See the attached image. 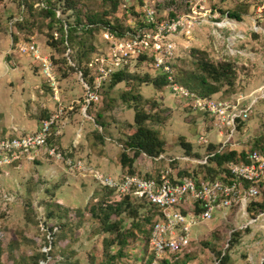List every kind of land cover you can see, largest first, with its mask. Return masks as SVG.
<instances>
[{"label":"rangeland","instance_id":"obj_1","mask_svg":"<svg viewBox=\"0 0 264 264\" xmlns=\"http://www.w3.org/2000/svg\"><path fill=\"white\" fill-rule=\"evenodd\" d=\"M53 1L56 5H61L64 13L63 18L76 25L88 21V17L91 16L99 23L100 19L113 20V2H118L116 13L118 16L122 13L123 20L129 19L130 14L133 16L142 4V0ZM149 3L161 14L166 11L180 12L186 9L185 0H149ZM206 4L216 9L220 14L227 12L230 16V12L242 15L243 24L238 25V28L242 29L244 38L235 40L233 53L228 50V41L225 39L230 36V32L224 29L222 30L223 37L220 38L216 37L217 32L208 25L196 29L190 39L176 38L178 43L187 45V47H178L179 57L176 59L178 76L185 79L190 74L201 73L197 63L199 58L204 57L214 63L229 62L234 69L230 84H227L228 80L226 79L216 82L219 90L215 97H236L239 93L247 94L263 86L264 33L263 30L253 33L250 29L252 13L249 7L239 5L237 0H206ZM18 15L22 17L21 20L15 22L21 33L20 37L24 39L32 37L31 39L42 49L41 46L44 44L42 39L47 42L53 26L52 29L48 28L47 15L40 6V0H0V19L7 22L10 18ZM262 27L264 28V25ZM103 32L100 24L90 30L80 28L72 31V56L77 66H82L84 61L96 52L107 49ZM51 43L53 48L48 49L45 54L51 55L58 75L65 76L67 82L76 85L78 94H75V97L79 99L82 86L78 76L74 68L65 64L60 44ZM193 49L196 51L193 52ZM236 50L239 52H235ZM24 58H26L25 55L16 52L11 55L13 61H20ZM35 71L38 70L35 68ZM146 71L151 76L155 75L151 70L135 69V72L140 75ZM134 82L135 85L138 84L137 80ZM109 83L104 86L102 100L92 105L88 113L93 114L95 118L97 113L105 114L103 119L111 123L109 130L112 137V140L106 141V143L113 147V145H117L116 140L120 136L119 130L122 123L125 125L128 120H132L133 110L131 109L130 114L128 101H124L122 98V93L127 90L125 83L116 87L113 92L111 89L109 90ZM137 90V88H132L129 93L135 94ZM140 91L144 96L141 99L154 101L158 105L157 110L155 109L158 112L157 120L149 121L147 125L157 129L161 138L164 139L165 156L171 158L188 155L180 145V140H184L191 144L189 156L196 155L198 158H202L208 151L207 146L197 144L196 139L200 130L204 129L207 139L211 143V138L208 135L213 128L209 117L203 112L192 111L186 101L173 97L167 87H162L156 92L151 85L143 83L140 86ZM20 102L18 92L14 89L13 96L6 106L7 111H13L14 115L18 113V110L21 111L23 107ZM16 121H19V118ZM80 121L81 123H78L75 129H68V139L71 142L77 129L80 128V137L82 138L84 127L88 123H92V120L82 116H80ZM112 121L114 122L112 123ZM201 125L202 127H200ZM241 128L242 131L248 128V135H241L245 133L238 132ZM78 145H81V142ZM212 145L218 146L216 142ZM263 145L264 96L259 98L253 106L248 120L234 132L226 144L225 150H234L232 147H236L238 152L249 151ZM82 152V155L86 154L84 153L86 151ZM88 158L91 160V155ZM50 162L55 161L43 159L42 162H25L20 166L11 165L0 168V264H41L38 259L46 239L45 231L40 227L41 222L46 228L51 224L60 225V229L55 232V240L51 249L52 256L46 261V264H110L108 257L113 254H116V257L112 264H149L152 256L147 234L150 222L145 220L148 215L147 205L134 200L130 204L131 211L128 210L130 214L122 213L120 224L115 217L109 220L110 224L118 223L115 227L116 230L130 237L129 241L123 245L121 252L117 254L118 244L111 240L115 238L117 232L107 230L108 225L92 218L83 208L76 211V216H68L67 211L57 209L55 204H52L54 202L49 200L47 197V168L48 165L50 166L48 164ZM208 163L201 166L175 161L169 166L173 169V176L177 174L176 169L179 171L185 169L197 178H204L205 175L213 177L221 171V167H216L212 161L208 160ZM138 165L141 168L137 173L145 176L147 172L158 171L168 163L164 160L155 161L142 157ZM48 179V181H54L53 178ZM92 183L99 188L94 181ZM65 188L69 187L65 186ZM70 189L73 190V188ZM78 190L74 189L76 197L84 199L81 190ZM5 192L11 193L14 200L4 201L2 194ZM63 203L68 204V201L63 199ZM127 207L129 208V205ZM138 207H140L139 213L136 210ZM121 221H123L122 224ZM135 221L142 223L139 230L137 228L132 230L129 226ZM190 237L189 247L176 259L169 255L165 258L167 261L169 260L168 263L162 260L160 264H217L222 257L226 258V264H261L264 260V189L260 197L245 208H230L225 212H215L211 219L200 221L191 228Z\"/></svg>","mask_w":264,"mask_h":264},{"label":"built area","instance_id":"obj_2","mask_svg":"<svg viewBox=\"0 0 264 264\" xmlns=\"http://www.w3.org/2000/svg\"><path fill=\"white\" fill-rule=\"evenodd\" d=\"M237 2L248 4L252 13L250 29L253 33L261 30L264 33V0ZM40 5L44 6V3L40 2ZM136 11L139 17L128 19L130 30L126 29L120 35L103 32L107 49L91 57L86 64V72L76 70L83 94L68 104L60 98L58 78L50 55L45 54L33 39L20 38L11 43L7 53L10 56L13 52L28 56L36 63L56 104L47 116L40 119L36 130L0 136V168L49 159L62 163L69 172L88 175L101 189L110 192L109 201L129 197L154 205L157 215L151 226L148 244L151 264H160L169 255L176 259L189 247L190 231L194 225L211 219L217 211L245 208L260 197L264 189V145L247 151L244 160L228 162L226 170L214 179L180 176L178 169L176 176H173L169 164L175 161L192 165L207 164L215 153L225 151L234 132L248 120L253 106L264 96V85L247 94L219 98L201 96L177 79L178 47L187 45L178 43L176 38L190 39L194 31L204 25L213 28L217 32L216 37L220 38L223 37L224 29L230 32V36L225 39L228 41V50L233 53L235 40L244 38L242 29L238 28L243 24L242 20L231 18L227 12L218 13L206 4V0H186V9L176 12L173 17H169L168 11L159 13L149 0H142ZM56 16L63 17L59 9L56 10ZM137 18L140 22L136 21ZM21 19L19 15L12 17L8 25L13 26ZM63 28L66 29V24ZM53 34L57 36L56 32ZM70 52V48H67L64 56L68 64L74 66ZM137 68L151 70L154 76H161L175 98L186 101L192 111L203 112L209 117L211 127L224 137L218 141L214 151H207L202 158L189 155L169 158L160 153L152 159L167 161L168 165L161 167L154 177L139 174L113 176L77 156L70 148L55 142L63 134L69 112L75 106H78L82 117L93 121L88 110L100 102L104 86L113 75L119 71L135 72ZM78 135L76 132L72 146H75ZM197 142L209 145L204 129L198 135ZM2 197L6 202L14 200L9 192L3 193ZM40 227L45 231L47 239L41 251L48 254L53 245V232L57 228L53 227L50 231L42 222ZM49 258L40 263L46 264Z\"/></svg>","mask_w":264,"mask_h":264},{"label":"crops","instance_id":"obj_3","mask_svg":"<svg viewBox=\"0 0 264 264\" xmlns=\"http://www.w3.org/2000/svg\"><path fill=\"white\" fill-rule=\"evenodd\" d=\"M20 36L21 33L19 29H17L15 26H9L8 21L6 22L5 20L0 19V136L9 133L31 132L36 130L39 125L40 119L47 116L53 110L56 104L55 100L51 96V90L45 83V80L40 74L39 67H37L36 63L27 56H25L26 58L20 61H13L10 54L7 53L11 43L14 42L16 38H21ZM42 40L44 41V44H42L41 46L42 50L46 52L48 49H51L47 45L46 41L44 39ZM34 67L38 71H35ZM54 68L56 76L58 78L59 95L61 100L66 104L76 100L77 98L75 97V94H78L76 85H74V83L72 82H67L65 76L60 77L55 65ZM134 81V79L123 80L117 82L113 86H110V81L109 90L111 89V91L113 92L116 87L125 83V87L127 88V90L122 93L123 99L124 96L128 94L132 88H137L138 90L135 94H139L141 98H144L142 91H140V86L143 83L137 82L138 84L135 85L134 83L136 82ZM146 84L152 86V84L150 83ZM14 89L18 92L19 100L21 101L20 105L23 107L21 111L18 110V113H16L17 115H14L13 111H7L6 108L10 98H12L13 96ZM153 89L157 92V90H160L161 88L156 89L153 87ZM82 94L83 90L78 98H80ZM127 103L130 114L131 109L133 110L134 118V109L131 107V102ZM80 116L82 115L79 112L78 106L74 107V110L69 112L67 124L64 127L63 134L57 137L55 142L64 148H70L73 153H76L77 156L80 155V157H84L107 174L118 176L127 173V169L121 165L120 157L123 150L122 143L125 140L127 134L130 133V130L127 127L125 128V126L128 123H133L132 114V120H128L125 125L122 123L121 129L119 130L120 136L116 140L117 145H113L114 148L106 143V141H111L112 137L109 130L111 123H109V121H107L106 119V121L103 119V117H105L104 113H101V117L98 119L100 121L98 123H100L99 125H101V127L97 126L96 122L94 121H92L91 124L88 123L84 127L82 138L80 137V128L77 129L76 132L79 133V135L75 140V146H72V142L68 139V129L73 130L76 128V125L78 123H81ZM17 118H19V121H16ZM113 122L114 121H112V123ZM200 127H202V125ZM238 132H245L241 135L246 136L248 135V128L245 129V131H242L241 128ZM208 136H210L211 138V143L209 144H214L215 142L216 144H218V141L224 138L223 136L219 135L214 129L210 131ZM80 138L81 141H79ZM74 139L75 136L73 140ZM80 142L81 145H78ZM196 143L199 144L197 142V139ZM232 145L234 144L232 143ZM84 148L85 150H83ZM165 149L166 147L164 145V152H162V154L165 153ZM232 149L237 150L236 147H232ZM82 151H86L84 152L86 154L82 155ZM87 155L89 157L91 155V160H89ZM142 157L147 156L141 154L133 162L135 173H137L141 168L139 167L138 163ZM36 162L42 161L37 160ZM48 164H50V166L48 165L47 168V197L50 201L59 203L63 207L75 209V211H77L79 208L85 209L84 206L87 207V205L89 206L90 204L95 203L97 200L102 199V197H108V191L101 189L100 187H96L94 183H92L93 180L88 175L69 172L60 162H50ZM157 172L158 171L154 170L153 172L150 171L146 174L154 177L157 175ZM48 178H53L54 181H48ZM65 186H68L69 188H65ZM70 188H73V190H71ZM74 189H80L84 199L82 197L77 198L74 193ZM63 199H65L66 202L68 201V204H64Z\"/></svg>","mask_w":264,"mask_h":264},{"label":"trees","instance_id":"obj_4","mask_svg":"<svg viewBox=\"0 0 264 264\" xmlns=\"http://www.w3.org/2000/svg\"><path fill=\"white\" fill-rule=\"evenodd\" d=\"M40 2L44 3V6H41V5L40 6L42 9H44L45 14L47 15V19H48V23H49L47 25L48 28L52 29V26H53V29H52L51 33H49V36H48L49 42L47 40L46 43L50 48L52 47L51 42L60 44V46L63 49L62 55H63V59L65 61V64L68 65L69 67L74 68L75 72L77 69H81L84 72H86L85 67H86L87 62L91 59V57L88 60L84 61V64L80 67L77 66L76 63L73 61V56H72L73 51H72V46H71L72 31L78 30L80 28H85V29L90 30L91 28L97 27V25H99V24L101 25L103 31H109L110 33H116L119 35L121 33H123L124 30H126V29L130 30L131 29V26L128 24V19L123 20L122 19L123 14L121 13L118 16V13H116L118 2H113V4H112V6H113L112 7V13L115 15V16L113 15V20H111L109 18L100 19V23H99L98 21H96V19L93 16H91V17H88V21L82 22L81 24L78 23L80 26L78 24L77 25L71 24L69 21H67L63 17L58 18L56 16V10L59 9L61 11V14L63 15L64 14L63 9H62L61 5H58V4L56 5L55 3H53L54 2L53 0H46V1L40 0ZM185 5H186V0H185ZM239 5L248 6V4H245L242 2L239 3ZM168 12H169V17H173L177 11L172 10V12L171 11H168ZM229 14H230V16L235 17L239 20H241V18H242V15H239L237 13H230L229 12ZM131 17H139V13L135 11V14H133V16L130 14V18ZM136 21L140 22V19L137 18ZM64 24H66V29L63 28ZM13 26H15L17 29H19L16 26V23ZM54 32L57 33L56 37L53 34ZM18 39H20V38H18ZM18 39L16 38L15 41H17ZM29 39H31V38H29ZM67 48H70V51H71L70 52V58L73 61L74 66L69 65L66 57L64 56V53H65ZM194 51H196V50L193 49V52ZM96 53H98V52H96ZM50 58H51V55H50ZM197 66L201 70V73L196 74V75L190 74L185 79L177 76V79L182 84L186 85L187 87H189L190 89H192L193 91H195L197 94H199L201 96H214L216 94V92H218V90H219V87L216 85V82H221L222 80L226 79V80H228L227 84H230L231 83V77L234 75L233 66L230 65V63L226 62V61H223L220 63H214L212 61L211 62L208 61L204 57H201L198 59ZM176 67L178 70L177 64H176ZM128 79H134L135 81L137 80L138 83H148V84L150 83L156 89H160V88L166 86V82L159 75L151 76L148 73H143L140 75V73L127 72V71H119V72L115 73L111 79L110 86H113L117 82H120L123 80H128ZM209 80H211V81H209ZM197 89H199V91H197ZM102 93H103V91H102ZM101 100H102V95H101ZM124 101L131 102V105H132L131 107L134 109V118H133L132 124H129V123L126 124V127L130 130V133L127 134L125 140L122 143V149L123 150L121 153L120 162H121V165L127 169V173H125V174H138V173H135V169L133 167V162L136 160V158L139 155L144 154L145 156L152 159L153 157H156L160 153L164 152L165 142L160 137L159 132L156 129L147 125V123L149 121H153V120L156 121L157 120L158 112H156V110L158 108V105L154 101L141 99V96L139 94H131V93H128L124 96ZM90 116H92L93 121L96 122L97 126L101 127V125H99L100 123H98V122H100L98 120L101 117L100 113H97L96 118H95V116H93V114H90ZM180 145L185 150V153L189 155L190 151H191V144L188 142H185L184 140H180ZM259 148H261V147H259ZM206 149L208 151H214L216 149V147H214L212 144H209ZM245 155H246V152H244V151L237 152L236 150H225L222 153H215L214 156L209 159V162L212 161L214 163V165H216V167L220 166L221 171H219L213 177L212 176L207 177L205 175L204 178L214 179V178L219 177V175L223 171L226 170L225 165L228 162L244 160ZM192 156H196V155H192ZM196 157H198V156H196ZM205 165H207V164H201V166H205ZM179 175L180 176L191 175V176L197 178L196 176H194V174L189 173L185 169L180 171ZM145 177H151V176L146 174ZM108 193H110V192H108ZM133 202H134V199H130L129 197H125L124 199H122L120 201H109V194H108V197H104L102 199H99L95 203L90 204L89 206L85 207V209H84V211L87 214H90L92 216V218H94V219L96 218L100 223L108 225L107 230L117 232L115 235V238L111 239V240H114L113 242L116 241L118 244V249L116 251L117 254H119L121 252L123 245L129 241L130 237L128 235H124V233L119 232L118 230L115 229V227H116V224H118V223L120 224V220H121L120 218L122 217L121 216L122 213L128 212V214H130V212H129V211H131L130 210V208H131L130 204H132ZM140 202L141 203L143 202L147 205L148 215H147V219H145V220L150 222V225H149L148 231H147L148 241H149L151 226H152V224L156 218V215H157L156 207L154 205L146 202V201H140ZM50 203H52V202H50ZM52 204H55V207L57 209H63V210H65V212L67 211L68 216L69 215L70 216H76L75 209L63 207L61 204L56 203V202H54ZM127 205H129V208L127 207ZM136 210L139 213L140 207L136 208ZM112 217L117 218L118 223H111L110 224L109 220H111ZM122 223H123V221H121V224ZM129 226L132 230L135 228H137L139 230V228L142 226V223L135 221V222H132ZM47 227H48V230L50 228V231L53 229V227H56L57 230L60 229L59 224H51L50 226H47ZM57 230H55L53 232L54 238H55V232ZM54 238H53L52 244H54V240H55ZM44 243H47V239H45ZM104 251L106 252V249H104ZM51 252H52V250H50L47 254L43 251H40V258L38 259V261L40 262L42 260H46L48 256L51 257L52 256ZM115 257H116V254L109 255L108 259L110 261V264H112V262H114L113 259H115ZM163 261L165 263H168V261L166 259H163ZM149 264H151V259L149 261ZM217 264H226V258H223V257L220 258ZM261 264H264V260L261 262Z\"/></svg>","mask_w":264,"mask_h":264}]
</instances>
